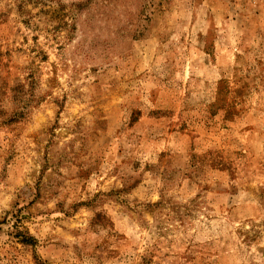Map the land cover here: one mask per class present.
I'll return each instance as SVG.
<instances>
[{
  "label": "rangeland",
  "instance_id": "374dc122",
  "mask_svg": "<svg viewBox=\"0 0 264 264\" xmlns=\"http://www.w3.org/2000/svg\"><path fill=\"white\" fill-rule=\"evenodd\" d=\"M0 264H264V0H0Z\"/></svg>",
  "mask_w": 264,
  "mask_h": 264
}]
</instances>
